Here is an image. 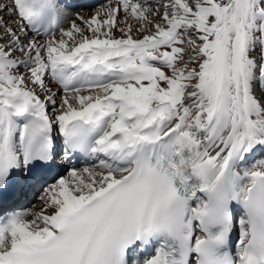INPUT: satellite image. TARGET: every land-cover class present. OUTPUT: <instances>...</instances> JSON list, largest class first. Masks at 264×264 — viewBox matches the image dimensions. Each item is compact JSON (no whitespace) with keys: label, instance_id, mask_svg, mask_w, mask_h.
Here are the masks:
<instances>
[{"label":"snow or ice","instance_id":"1","mask_svg":"<svg viewBox=\"0 0 264 264\" xmlns=\"http://www.w3.org/2000/svg\"><path fill=\"white\" fill-rule=\"evenodd\" d=\"M75 8L0 0V264H264V0Z\"/></svg>","mask_w":264,"mask_h":264},{"label":"bare ground","instance_id":"2","mask_svg":"<svg viewBox=\"0 0 264 264\" xmlns=\"http://www.w3.org/2000/svg\"><path fill=\"white\" fill-rule=\"evenodd\" d=\"M71 3H73L74 5H76L75 10L81 13H87V14H91L92 12L95 11L96 8H98L100 5L105 4L107 2V0H98L96 2H91L90 4H85L83 2V0H70ZM262 158L261 154H257V156L255 157V159H260ZM93 161L90 159H85L83 157H81L79 160H73V164H75V166L77 167H83L85 165H89L91 164ZM79 164V166H78ZM17 208H24L27 209L26 207L23 206H17Z\"/></svg>","mask_w":264,"mask_h":264},{"label":"rangeland","instance_id":"3","mask_svg":"<svg viewBox=\"0 0 264 264\" xmlns=\"http://www.w3.org/2000/svg\"><path fill=\"white\" fill-rule=\"evenodd\" d=\"M42 195L41 190L38 188H33V192L30 196L24 199L23 206L32 211H39L43 205L40 202V197Z\"/></svg>","mask_w":264,"mask_h":264}]
</instances>
